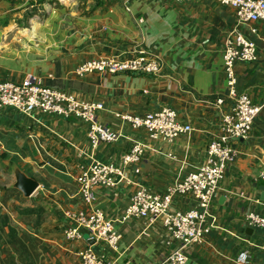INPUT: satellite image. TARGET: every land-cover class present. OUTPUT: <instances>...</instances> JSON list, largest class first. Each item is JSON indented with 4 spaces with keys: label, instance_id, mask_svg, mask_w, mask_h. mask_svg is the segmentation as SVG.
I'll list each match as a JSON object with an SVG mask.
<instances>
[{
    "label": "crops",
    "instance_id": "1",
    "mask_svg": "<svg viewBox=\"0 0 264 264\" xmlns=\"http://www.w3.org/2000/svg\"><path fill=\"white\" fill-rule=\"evenodd\" d=\"M57 1L63 0H0V81L24 82L38 76L48 86L102 101V122L120 136L94 149L80 120L41 111L26 115L14 109L0 110V165H4L0 167V216L10 220L15 215L11 207L23 205L16 211L20 220L40 222L42 235L53 246L50 251L57 254L53 263L81 264L77 250L85 242H68L63 230L73 222L70 213L99 208L115 220L123 234L117 253L105 250L110 257L117 255L119 264H165L176 244L161 222L149 225L140 217L124 220V212L137 189L145 186L165 192L177 178L202 163L210 140L224 135L215 100L224 97L233 103L223 51L226 35L240 30L256 42L258 59L235 65L236 89L248 94L262 110L250 138H228L238 156L228 167L214 201L217 222L208 224L205 242L190 246L187 253L188 264L260 263L264 229L254 228L252 235L242 229L250 227L248 212L264 214L260 189L264 181L259 177L264 171V23L240 22L235 9L218 0H86L83 5L62 2L60 8L52 5ZM29 6H37L52 18L56 12V19L46 23L11 19L26 16ZM61 10L68 15L62 16ZM144 51L160 56L158 74L90 73L80 78L73 73L89 59L129 58ZM160 105L175 108L179 118L192 125V132L172 141H154L146 130L134 129L115 117L117 112L145 114ZM135 141L146 146L142 161L127 166L115 186L97 187L91 205L84 203L76 182L80 172L94 159L121 164ZM37 160L42 165L35 167ZM14 165L40 182L31 197L12 187ZM12 174L14 179L5 183ZM173 204L189 209L196 202L178 194ZM244 251L248 263L238 261Z\"/></svg>",
    "mask_w": 264,
    "mask_h": 264
},
{
    "label": "built area",
    "instance_id": "2",
    "mask_svg": "<svg viewBox=\"0 0 264 264\" xmlns=\"http://www.w3.org/2000/svg\"><path fill=\"white\" fill-rule=\"evenodd\" d=\"M70 1L73 0H67ZM218 1L233 7L240 22L264 23V0ZM251 31L257 33V28L252 27ZM257 59V45L253 39L240 30H233L226 35L223 64L228 95L233 103L228 104L224 97L215 100V105L221 109V129L224 135L210 140L202 163L194 171L177 178L165 192L141 186L130 197L123 219L140 217L149 225L161 222L170 241L175 242L176 246L164 260L165 264H188L187 249L204 243L208 224L214 225L217 222L213 211L214 201L228 167L238 156V151L228 142V138H250L255 120L262 110V106L248 94L238 93L235 65ZM161 67L162 60L157 53L144 51L129 58L103 56L89 59L77 65L73 73L80 78L90 73L130 72L151 75L158 74ZM224 105L225 108L222 109ZM2 109H14L26 115L41 111L65 119L80 120L86 125L88 139L94 149L102 142L113 143L120 136L102 122V101L83 99L70 89L48 86L38 76H30L24 82L11 79L0 81V110ZM115 117L134 129L146 130L149 138L154 141H172L193 130L192 125L183 122L179 118V112L168 105H160L145 114L117 112ZM145 147L144 143L135 141L124 154L121 164L94 159L76 178L82 201L91 205L95 200L97 187L115 186L124 177L127 166L142 161ZM259 177L264 181V171ZM178 194L190 196L196 205L189 209L175 207L173 201ZM69 217L73 222L65 226L64 236L68 242H85L77 250L81 264H119L117 255L110 257L105 251L108 249L113 254L117 253L123 238L114 219L108 218L103 210L95 207L72 212ZM246 220L250 227L264 229V214L250 211ZM99 247L104 249L100 250ZM262 250L264 252V244ZM248 259L247 251L238 256V261L243 263H248ZM257 264H264V256Z\"/></svg>",
    "mask_w": 264,
    "mask_h": 264
},
{
    "label": "rangeland",
    "instance_id": "3",
    "mask_svg": "<svg viewBox=\"0 0 264 264\" xmlns=\"http://www.w3.org/2000/svg\"><path fill=\"white\" fill-rule=\"evenodd\" d=\"M69 1V0H68ZM58 3L52 4L55 7H62L61 3H67L71 5L73 2H77V4L83 5L86 0H74L67 2V0L57 1ZM29 9L26 11V16L33 15L32 17H26L24 15L23 18L14 17L11 19L23 20L24 22L32 21L37 19L38 21L47 22V20L56 19L52 18V15H49L46 12H40V10L36 7H28ZM62 16L68 15L67 12L64 13V10H61ZM8 20L9 18H3L2 20ZM51 25H48L46 28H51ZM67 25V24H66ZM63 26V23H62ZM45 30V29H44ZM46 31V30H45ZM50 34L52 30H47ZM42 162L37 160V163L34 164L35 167L41 166ZM0 167H4V165H0ZM10 172V171H8ZM11 174V172H10ZM14 179L13 174L10 176V180H6L5 183H10ZM23 205H13L11 207V212L14 210V217L10 218V220H6L1 215L0 216V264H54L53 261H57V254L50 251L53 247L52 244H49L45 240L43 230L40 228V222L36 221H27V218L20 220L21 215H19L16 211H20V208ZM3 209V208H0ZM1 211V210H0ZM31 218V217H29Z\"/></svg>",
    "mask_w": 264,
    "mask_h": 264
},
{
    "label": "water",
    "instance_id": "4",
    "mask_svg": "<svg viewBox=\"0 0 264 264\" xmlns=\"http://www.w3.org/2000/svg\"><path fill=\"white\" fill-rule=\"evenodd\" d=\"M12 171L15 177V182L12 187L21 191L25 197H31L40 187V182L37 179L28 176L18 165H14ZM260 189L262 191L261 199L264 200V185H261ZM242 230L247 234L252 235L255 229L253 227H244ZM90 243L93 242L90 241Z\"/></svg>",
    "mask_w": 264,
    "mask_h": 264
},
{
    "label": "trees",
    "instance_id": "5",
    "mask_svg": "<svg viewBox=\"0 0 264 264\" xmlns=\"http://www.w3.org/2000/svg\"><path fill=\"white\" fill-rule=\"evenodd\" d=\"M33 15H28V16H26V17H32Z\"/></svg>",
    "mask_w": 264,
    "mask_h": 264
}]
</instances>
